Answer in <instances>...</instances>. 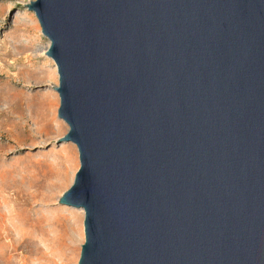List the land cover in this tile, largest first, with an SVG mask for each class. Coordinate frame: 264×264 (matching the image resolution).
<instances>
[{"label":"water","instance_id":"1","mask_svg":"<svg viewBox=\"0 0 264 264\" xmlns=\"http://www.w3.org/2000/svg\"><path fill=\"white\" fill-rule=\"evenodd\" d=\"M79 168L78 264H264V0H29Z\"/></svg>","mask_w":264,"mask_h":264},{"label":"rangeland","instance_id":"2","mask_svg":"<svg viewBox=\"0 0 264 264\" xmlns=\"http://www.w3.org/2000/svg\"><path fill=\"white\" fill-rule=\"evenodd\" d=\"M27 3L29 0H0V221L4 228L13 230L15 240L19 236L11 215L16 212L23 211L24 215L28 211L33 218L43 214L48 219L69 215L67 209L76 213L75 207L57 202L80 166L75 144L58 141L68 128L57 116L60 100L52 88L59 84L58 75L53 59L44 55L49 40L40 33L34 12L24 6ZM55 101L56 119L51 122L48 116ZM64 148L71 150L66 164L59 157L68 155ZM53 197L54 201L48 202ZM70 220L73 224L74 216ZM83 220L84 214L80 233H71L67 240L69 252L65 257L69 264H78L84 241ZM1 230L0 264H18L19 258L7 249L9 238ZM44 245L37 240L20 252L28 255L27 251L41 250Z\"/></svg>","mask_w":264,"mask_h":264},{"label":"bare ground","instance_id":"3","mask_svg":"<svg viewBox=\"0 0 264 264\" xmlns=\"http://www.w3.org/2000/svg\"><path fill=\"white\" fill-rule=\"evenodd\" d=\"M55 70H56V67H55ZM56 103L57 102L55 101L54 109H52V111L50 112V115L48 116L51 122H53L56 119L54 117ZM51 105H53V103ZM49 125H50V122H49ZM64 149H65L64 151H66L68 155L62 154V155H59V157L62 160V162L66 164L67 162L70 161V155H69L70 148H68L69 150H67L66 148ZM34 185H36V183ZM30 191H27V192H30ZM53 199L54 197L48 200V202L49 201L53 202L54 201ZM67 207L72 208V206H67ZM62 209L65 210L67 208H62ZM76 209H77L76 213H73L71 212V210L67 209V213L69 215H61V214L58 215L57 214V217H54L51 219H48L43 214H40V217L34 216L37 218H33L30 215H28V211L26 212V210L24 211L26 212L24 213V215H23V211L22 213L16 212V215L14 214L11 215L12 217L15 218L14 228L17 230L18 236H19V238H17L16 236L17 238L16 240L13 238L14 235L11 234L13 230L4 228V223L1 220L0 227L2 230H4V233L7 235V239L9 238L8 243H7V249L9 248L10 251L14 253L13 255L16 256V258L17 257L19 258L18 264H69L70 262H67V259H66V257L68 256L67 254L69 252V249L67 246V240L69 236L71 235V233L73 232H76L78 234L80 233V224H81V219L83 215V211L81 208H76ZM37 213L38 212H36V214ZM73 216H74L75 222L72 224V220H70V217H73ZM36 235H38L37 239H36ZM37 240L42 242L43 245L45 244L44 245L45 248L43 247L41 248V250L39 249L38 251L37 250L27 251L28 255H26L25 254L26 252L24 251L20 252L21 248H24L27 250L28 247L36 243ZM13 255L11 254V256ZM9 260H12V259H9ZM10 262L12 261H9V263Z\"/></svg>","mask_w":264,"mask_h":264}]
</instances>
